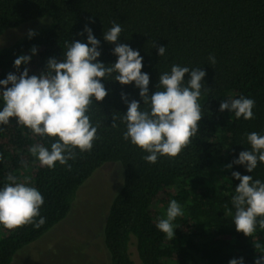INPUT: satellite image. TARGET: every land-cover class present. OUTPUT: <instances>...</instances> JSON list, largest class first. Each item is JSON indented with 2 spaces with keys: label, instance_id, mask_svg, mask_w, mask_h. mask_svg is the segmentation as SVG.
Listing matches in <instances>:
<instances>
[{
  "label": "trees",
  "instance_id": "1",
  "mask_svg": "<svg viewBox=\"0 0 264 264\" xmlns=\"http://www.w3.org/2000/svg\"><path fill=\"white\" fill-rule=\"evenodd\" d=\"M44 20L0 47V264L105 164L109 264H264V0H0Z\"/></svg>",
  "mask_w": 264,
  "mask_h": 264
},
{
  "label": "rangeland",
  "instance_id": "2",
  "mask_svg": "<svg viewBox=\"0 0 264 264\" xmlns=\"http://www.w3.org/2000/svg\"><path fill=\"white\" fill-rule=\"evenodd\" d=\"M48 22L37 21L8 30L0 38V47L47 26ZM28 173L27 170L23 174L22 182L30 194L33 187ZM121 184L120 166L103 165L80 186L67 218L38 241L21 250L11 264H109L103 227L110 204ZM130 252L135 264H141L134 245Z\"/></svg>",
  "mask_w": 264,
  "mask_h": 264
}]
</instances>
